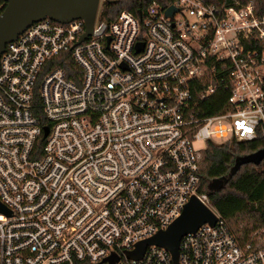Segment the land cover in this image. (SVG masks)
I'll return each instance as SVG.
<instances>
[{"label":"built area","instance_id":"1","mask_svg":"<svg viewBox=\"0 0 264 264\" xmlns=\"http://www.w3.org/2000/svg\"><path fill=\"white\" fill-rule=\"evenodd\" d=\"M106 1L85 41L82 20L45 19L0 56V264H175L130 254L193 196L216 222L181 238L177 264H264V241L199 193L208 143L264 139V15L174 0L106 20Z\"/></svg>","mask_w":264,"mask_h":264},{"label":"trees","instance_id":"2","mask_svg":"<svg viewBox=\"0 0 264 264\" xmlns=\"http://www.w3.org/2000/svg\"><path fill=\"white\" fill-rule=\"evenodd\" d=\"M156 1L163 8L174 0H107L102 9L106 20L115 19L122 11L133 15ZM207 4L244 5L252 1L259 15H264V0H202ZM2 9L5 3L0 0ZM226 94L212 97L209 115L219 113ZM264 149V139L250 142L208 143L201 151L199 193L207 196L229 230L240 240L247 241L253 233L264 229V159L260 164L243 161Z\"/></svg>","mask_w":264,"mask_h":264},{"label":"water","instance_id":"3","mask_svg":"<svg viewBox=\"0 0 264 264\" xmlns=\"http://www.w3.org/2000/svg\"><path fill=\"white\" fill-rule=\"evenodd\" d=\"M5 7L0 15V56L5 46L14 42L32 24L49 19L59 24H67L73 20L84 22V33L77 44L85 41L93 32V24L99 6V0H2ZM175 8L166 10L167 16H172ZM264 159V149L247 157L244 163L260 164ZM0 212L7 213L0 205ZM216 216L196 197H191L181 215L165 230L159 231L153 237L136 245L130 254L134 259H140L147 246H157L166 249L177 264L178 247L183 236L195 233L203 224L213 225ZM117 260H109L114 264Z\"/></svg>","mask_w":264,"mask_h":264},{"label":"rangeland","instance_id":"4","mask_svg":"<svg viewBox=\"0 0 264 264\" xmlns=\"http://www.w3.org/2000/svg\"><path fill=\"white\" fill-rule=\"evenodd\" d=\"M201 147H202V144L201 143H196L195 148H199L200 149ZM251 237L260 238L261 240L264 241V229L263 230H259V231L255 232V233H253L252 235L249 236L248 239H250Z\"/></svg>","mask_w":264,"mask_h":264}]
</instances>
